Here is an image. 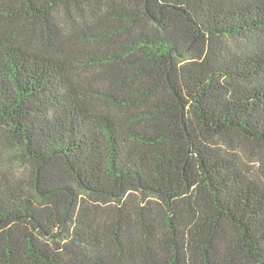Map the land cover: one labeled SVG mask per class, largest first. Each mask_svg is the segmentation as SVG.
I'll return each instance as SVG.
<instances>
[{
	"label": "trees",
	"instance_id": "1",
	"mask_svg": "<svg viewBox=\"0 0 264 264\" xmlns=\"http://www.w3.org/2000/svg\"><path fill=\"white\" fill-rule=\"evenodd\" d=\"M0 264H264V0H0Z\"/></svg>",
	"mask_w": 264,
	"mask_h": 264
},
{
	"label": "rangeland",
	"instance_id": "2",
	"mask_svg": "<svg viewBox=\"0 0 264 264\" xmlns=\"http://www.w3.org/2000/svg\"><path fill=\"white\" fill-rule=\"evenodd\" d=\"M242 154H243V153H242ZM242 158H243L244 163L247 164L248 167H249L250 163H249L248 157H246V156L243 154V155H242ZM252 165H257V164H256V163H253ZM257 169H258V168L255 166L254 170L252 169V171L255 172V173L257 174V176H258Z\"/></svg>",
	"mask_w": 264,
	"mask_h": 264
}]
</instances>
